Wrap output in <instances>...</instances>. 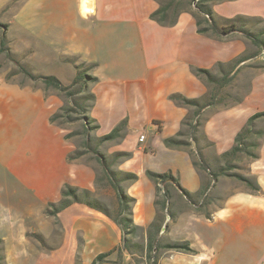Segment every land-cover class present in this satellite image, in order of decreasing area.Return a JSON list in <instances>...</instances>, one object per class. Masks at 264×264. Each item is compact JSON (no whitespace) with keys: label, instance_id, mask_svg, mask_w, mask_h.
Returning a JSON list of instances; mask_svg holds the SVG:
<instances>
[{"label":"crops","instance_id":"obj_1","mask_svg":"<svg viewBox=\"0 0 264 264\" xmlns=\"http://www.w3.org/2000/svg\"><path fill=\"white\" fill-rule=\"evenodd\" d=\"M244 1L218 0L212 10L216 17L231 19L240 16L242 10L236 7ZM251 1L256 9L263 6L261 15L264 19V0ZM167 2L0 0V43H13L15 35L11 37V34L15 27L23 28L27 35L38 37L45 44L69 45L62 50L60 57L67 61L77 59L74 69L76 64H83L90 67L89 74L96 78L88 86L94 94V101L87 114L98 124V129L107 133L123 119L127 120L125 135L115 140L113 152L131 154L130 158L120 160L116 170L137 176L135 181L123 185L127 194L134 199L132 220L140 228L133 241L139 242L144 249L140 255L123 252L121 264H148V233L156 238L162 235L151 226L162 212L155 204L156 199H160L157 196L159 184L147 175L148 171H154L151 164L144 163H148L147 153L153 157L161 149L188 157V177L198 190L202 186L207 187L211 180L207 171H201L194 165L187 136L182 138L186 143L180 146H166L164 140L176 137L183 127V120L192 110L178 106L170 96L183 95L184 88L189 93L198 91L202 96L209 90L208 84L197 77L194 70L208 69L210 63H217L219 70L214 67L208 70L225 74V63L219 62V47L215 45L225 39L218 40L213 35L199 33L197 21L201 22V16L186 4L179 6L176 16H173V12H177L174 5L163 23L152 19L151 14ZM86 7L88 11L84 10ZM258 14L260 12H253V15ZM204 25L201 24L202 27ZM119 34L121 36L117 37ZM233 38L235 36L232 35L229 40ZM9 50L21 61L10 46ZM128 52L133 53V60L138 58L140 69L134 65L129 70L126 66L122 67L124 58H132ZM205 52L210 53L208 58L203 55ZM260 58L263 61L260 67L246 63L234 76L236 78L240 74L246 79V88L240 97L232 104L221 102L203 113V124L196 136L204 157L208 155L218 160L234 145L236 135L248 119L264 112V58ZM24 63L35 71L27 62ZM11 69L17 71L16 65ZM114 71H117V76H113ZM48 89L51 88L44 87V92ZM46 98L47 131L34 136L33 152L40 150L37 151L36 162L25 165L24 171L32 174L31 178L25 175V183L45 205L60 200L65 183L89 190L98 200L96 167L80 161H68L67 156L73 150V145L64 138L67 129L49 121L61 106V101L53 95H46ZM167 125L171 126V134L166 133ZM135 127L147 128L151 140L146 142L145 136L144 141L139 142L141 133ZM252 127L255 131L263 132L255 150L257 157L242 155L245 164L238 169L233 167L228 170L249 179V184L235 177L218 175L214 186L206 190L205 203L202 204V197L195 200L200 203L198 206L181 197L177 190L171 189L170 192L167 207L173 217L167 222L169 228L183 213L205 216L208 224L216 226L217 245L193 255L175 253L161 247L157 252L156 264H264V116L257 118ZM49 136L57 138V151L49 152L46 148ZM205 162L207 165L209 160ZM224 165L225 162L221 160L219 166ZM37 171L41 174L36 175ZM179 184L181 186L180 181ZM44 222L48 230L34 225L32 228H22L10 237L0 233L2 246L9 251L22 250L24 246L38 250L40 254L35 264H92L97 255L110 251L113 252L107 259H117V248L122 242L121 229L101 211L85 203L73 202L55 216L46 215Z\"/></svg>","mask_w":264,"mask_h":264},{"label":"rangeland","instance_id":"obj_2","mask_svg":"<svg viewBox=\"0 0 264 264\" xmlns=\"http://www.w3.org/2000/svg\"><path fill=\"white\" fill-rule=\"evenodd\" d=\"M238 6L239 9L242 10V12L239 13L240 16L246 19L245 26L247 29L257 34L264 28V19L261 15V12L263 13V6H259L257 9L254 8L251 0L241 2L236 8H238ZM253 12H260V14L253 15ZM59 15L62 14L60 13ZM14 32L16 34H14ZM14 35L13 43H9L10 45L7 44L6 46H10L12 52L17 53L22 62H27L31 65L35 69L34 72L42 75L55 76L63 86H68L72 83L76 76L74 64L78 61L73 58L67 61L60 57L63 53L62 50H66L69 45L65 43L55 45L45 44L40 38H32L27 35L23 28L14 27L11 37ZM119 36L121 35H117V37ZM233 36H235V38L229 40L228 37L225 41H219L215 44L219 47V62L225 63L223 69L225 74L229 76L235 71V63L238 58L252 56L257 52V47L253 45L248 38L241 34H234ZM236 37L241 38L236 39ZM127 54L132 58H124V65L122 67L126 66V69L129 70L131 69L130 67L134 65L135 68L140 69L138 58L133 60V53L128 52ZM203 55L208 58L210 53L208 55L205 52ZM260 57L261 56L254 57L246 63H251L250 65L260 67V63L263 62ZM13 65L14 64L6 56V53L0 51V233L6 234L8 237L14 236V234L22 228H32L34 225L42 226L44 230L49 229L44 222L48 205H45L44 201L25 183V175L31 178L32 174L29 171H24V168L26 164L33 165L36 162L37 151L40 150L37 149L33 152L35 148L33 145L34 136L43 131L44 133L47 131L45 128V117L48 113L46 95L55 96L61 101V105L64 102L62 96L55 90L48 89L44 92L42 82H32L29 78L18 73V71H13L12 69L10 71L9 69L12 68ZM213 67L217 70L220 68L217 63H210L207 68L212 69ZM114 72L113 76H117V71ZM221 72L222 71H213L212 73H217L215 75L220 78L223 75ZM210 87L212 86L210 85ZM245 88L246 79L239 74L236 78H233L228 85L222 88L220 93L221 97H219V99L221 98L220 100H222L223 98V104H232V102L242 95ZM187 90L188 89L184 88L185 93H183V95L181 94V96L187 99L200 98L202 96L198 91L189 93ZM73 116L79 117V114H73ZM58 122L59 125L57 126L67 129L65 133H73L72 136L67 139L73 145V149L82 150L84 136L82 135L81 120L72 123H64L61 120ZM114 127L109 132H111ZM170 127V125H167L166 133L169 132L168 134L172 132ZM135 128L137 132L139 131L144 137H147L146 142L151 140V134L147 128ZM109 132L105 133L104 131L96 129L90 134L93 139L92 142H90L91 147H96L102 155L107 157V163H111L114 153H116L113 152V146L116 142L99 143L97 138ZM182 138L183 137H179L178 139L182 140ZM188 145L192 148L191 140H188ZM45 146L49 152L57 151V138L55 139L49 136ZM198 149L201 153L200 145L196 144V151L192 148L194 160H197L196 152ZM146 156L148 157V163L147 161L144 163L148 165L151 164L154 173H171L175 178H179L178 180L181 182V187L191 193L193 200L199 198V190L193 187L192 181L188 177L187 168L190 163L188 157L176 155L172 152H163L161 149L157 151L156 155L153 157H150V153H147ZM201 156L204 160H209L207 165L212 171H216L220 167L219 164L221 160L213 159L208 155L204 157L202 153ZM242 158L243 156H240L236 159H229V161L234 163L235 169H238V167L240 168L245 164ZM76 161L96 167L98 201L113 213L115 194L113 190L108 187L101 167L95 160L93 154L88 151ZM119 163L120 159H117V161L114 162L113 169H116ZM34 172L35 171H33V173ZM230 173L235 172L232 170ZM40 174L41 172H36V175ZM202 174L204 175L205 173L202 172ZM65 184L71 186L69 183ZM44 205L46 206L45 210ZM203 217L192 216L188 213L179 215L170 228L168 224L167 227L164 228L161 233V240L163 242L187 243L191 251L185 252L171 249L175 253L178 252L187 255L198 254L209 246H216L218 243L216 226L215 224H208L205 220L207 217ZM164 222L165 220L163 224ZM161 229L162 227L159 233ZM22 248V250L9 251L1 245L0 253L3 256V260L0 263L35 264L40 254L39 251L30 246H24Z\"/></svg>","mask_w":264,"mask_h":264},{"label":"trees","instance_id":"obj_3","mask_svg":"<svg viewBox=\"0 0 264 264\" xmlns=\"http://www.w3.org/2000/svg\"><path fill=\"white\" fill-rule=\"evenodd\" d=\"M217 1L218 0H168L166 4L162 5L150 16L152 19L163 23L168 17L169 10L172 9L174 5L177 7V12H173V16H176L179 13V6L181 4H186L190 6L194 12L201 16V22L199 20L197 21L199 33L213 35L218 40L226 39L234 34H241L248 38V40H250V42L257 47V52L254 55L237 59L235 63V71L230 76L228 74H224L222 77L218 78L208 69H195V75L203 79L209 86V90L204 96L191 99H187L180 94H172L170 96V99L178 106L194 109H192L191 113L188 114V116L183 120L182 125L184 127L177 133L176 137L164 140L166 146H180L186 143L185 141L178 139L179 137L184 136H187L189 140H192L197 144L198 138L196 135L203 124V113H205L207 109L223 102V98L222 100H220L221 98L218 99V95L221 93L222 88L232 81L234 76L248 60L258 56L264 58V28L255 34L246 28V19L241 16H236L231 19L216 17L213 13L212 7ZM173 22L174 20L171 21V23ZM202 23L205 24L203 27L201 26ZM0 51L5 52L10 61L16 65L18 73H21L23 76L29 78L32 82H42L45 88H51L55 90L60 96H62L64 102L58 108V110L50 116V123L59 125L58 121L60 120L64 123H72L74 121L81 120L82 135L84 136L82 143L83 149H73L67 156L68 161H76L86 152H91L101 167L104 179L115 194L116 206L113 213H111L103 204L94 199L92 193L89 190L79 189L77 187L65 184L61 189L60 200L56 203L48 204L46 208L47 215L55 216L58 212L68 207L71 203L80 202L85 203L90 208L101 211L106 216L110 217L120 227L122 233V242L117 248V259L115 261H109L107 259V257L113 252L110 251L97 255L92 264H102L105 262L121 264L123 252H127L131 255L142 254L144 249L143 245H141L139 242L133 241L137 232L140 230V228L136 226L132 220V205L134 203V199L127 194L123 185L124 183L135 181L137 176L130 172H122L113 169L114 162L117 161V159H128L130 158L131 154L129 152H116L114 153L111 163H107V157L102 155L96 149V147H91L90 145V142L93 140L90 134L92 131L98 129V124L87 114L91 104L94 101V94L90 92L88 86L90 83L96 81V78L89 74L88 70L90 67H84L83 64H76V76L74 80L68 86H63L55 76L42 75L32 71V69L27 64L19 61L14 55L10 53L9 47H7L3 41L0 43ZM210 85L212 87H210ZM73 114H79V117H74ZM262 116H264V112L257 113L248 119L247 124L236 135L234 145L231 147V149L220 156L219 159L223 160L225 165L224 167H220L218 169L219 171H211L209 169L198 149L196 152L197 160H194V165L201 171H207L211 176L208 186H202V188L199 190V197H202V204L205 203L207 198L206 190L211 186H214L218 175H228L242 180L248 184L250 183L249 179L236 173L228 172V170H231L233 167H235V165L231 163L229 159H236L242 155H246L250 158L257 157L255 150L259 146V139L263 137V132L255 131L252 125L257 118ZM126 126L127 120L123 119L114 127L111 132L98 137L97 141L99 143H103L123 138L125 135ZM72 134V132L66 133L64 138L67 140L70 136H72ZM147 175L152 180H154L156 184H159V186H157V196L158 198L160 197V199H156L155 204L159 207L162 215L151 224L152 227H155L157 233L163 226L165 214H168L170 219L173 217L170 208L167 207L168 200L171 198V189L177 190L180 196L188 202H191L196 206L200 204L193 200L191 193L183 189L179 184L178 178L172 176L171 173L168 172L164 174H156L148 171ZM166 227L167 224L165 225V228ZM1 245L2 241L0 239V248ZM161 247L185 252L191 251L185 242H163L160 237L156 238L154 236H150L148 233V242L146 245L148 264H156L157 252ZM2 260L3 256L0 253V262Z\"/></svg>","mask_w":264,"mask_h":264},{"label":"water","instance_id":"obj_4","mask_svg":"<svg viewBox=\"0 0 264 264\" xmlns=\"http://www.w3.org/2000/svg\"><path fill=\"white\" fill-rule=\"evenodd\" d=\"M191 146H192L193 150L196 151V143L194 141H192V140H191ZM166 210H167V208H166ZM168 221H169V216H168V214H165V222H164V224L162 226L161 232H163V230L165 228V225L167 224Z\"/></svg>","mask_w":264,"mask_h":264},{"label":"built area","instance_id":"obj_5","mask_svg":"<svg viewBox=\"0 0 264 264\" xmlns=\"http://www.w3.org/2000/svg\"><path fill=\"white\" fill-rule=\"evenodd\" d=\"M138 141L139 142H143L144 141V135L143 134L139 135Z\"/></svg>","mask_w":264,"mask_h":264},{"label":"bare ground","instance_id":"obj_6","mask_svg":"<svg viewBox=\"0 0 264 264\" xmlns=\"http://www.w3.org/2000/svg\"><path fill=\"white\" fill-rule=\"evenodd\" d=\"M89 9H90V8H89ZM84 10H85V11H88V10H87V7H86V8H84Z\"/></svg>","mask_w":264,"mask_h":264}]
</instances>
